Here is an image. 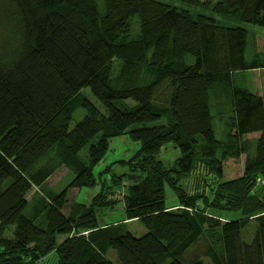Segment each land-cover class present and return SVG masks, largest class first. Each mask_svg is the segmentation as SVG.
Segmentation results:
<instances>
[{"label":"trees","instance_id":"1","mask_svg":"<svg viewBox=\"0 0 264 264\" xmlns=\"http://www.w3.org/2000/svg\"><path fill=\"white\" fill-rule=\"evenodd\" d=\"M177 1L199 11L156 0H0V264L51 255L55 264H264V97L243 76L264 61L246 58L238 26L264 29V0ZM77 108L85 115L69 130ZM215 117L226 118L221 139ZM122 136L138 145L118 160L129 172L95 179L108 141ZM167 143L179 152L171 168L155 159ZM53 149L74 174L59 193L45 187L56 168H35ZM241 157L240 176L224 180V162ZM192 179L201 188L188 194L180 183ZM93 188L89 204L64 213L68 189ZM32 190L42 197L28 200ZM117 206L146 233L97 224L96 209ZM207 208L237 212L238 228L209 242L205 227L219 223Z\"/></svg>","mask_w":264,"mask_h":264},{"label":"rangeland","instance_id":"2","mask_svg":"<svg viewBox=\"0 0 264 264\" xmlns=\"http://www.w3.org/2000/svg\"><path fill=\"white\" fill-rule=\"evenodd\" d=\"M159 2H163L172 6L181 7L191 13H197L199 9L195 7H190L187 5H180V2L177 0H156ZM209 2H215L216 0H206ZM237 26V25H233ZM239 27L245 29L247 31L248 37H247V43H246V58L249 59L252 56L260 55L262 57V60L264 61V29L248 25V24H240ZM244 81H245V87L260 96L264 97V69H257L253 71H247L243 74ZM82 95L87 99L93 106H95L98 109L100 108V104L95 100V98L91 95L89 89L82 90ZM85 113L82 108H77L75 112L72 115V118L68 124L69 130H71L78 122H80ZM215 136L217 139H221V137L224 135V132L227 130V122L226 118H214L213 123ZM259 137L258 134H251L247 136V139H256ZM92 143L85 146L80 153L78 154L77 158L78 160L83 163L87 164V157H88V149L89 146ZM138 148V145L136 143L130 142L126 137H119L114 138L108 141L107 144V150L103 157V159L93 168V174L95 179L98 180L99 173L102 171H107L106 174L110 175L112 172L115 175H121L122 173L127 174L129 170L127 168H123V166L118 162V160H128L131 156H133ZM179 157L178 150L171 144L167 143L160 149V153L155 156V159L157 161H160L162 165L165 168H171L173 166L174 161ZM60 162L59 154L57 149H53L50 151L40 162L36 165L35 168H38L40 166L46 167V168H56L55 172L48 178V180L45 183V187L47 190H50L54 193H59L62 190L66 189L71 180L74 178V174L71 170L65 168L64 166H58ZM242 163H243V157L239 158L238 160H227L224 162V170H223V179L229 180L233 178H237L240 176L242 171ZM102 172V173H103ZM105 175V185L110 187L113 186L112 183L109 181V177ZM127 181H124V185L126 186ZM180 184L186 189L188 194H192L197 189L201 188L200 182L195 183V181L192 179L190 182L182 181ZM126 188L123 186L115 187L113 190L114 197L117 196V198H121L125 192ZM98 190L96 188L93 189H68L67 190V198H66V208L64 210V213L66 214L68 210L74 205V203L79 204H89V201L91 198L96 195ZM206 194L210 196V188L206 189ZM165 195V205L167 207H172L173 209L178 208L176 197L174 193L166 187L164 190ZM39 197H42V193L38 190H32L28 194V200H35ZM108 197L110 195L108 194ZM113 198V197H112ZM201 209V207H200ZM208 210L206 213L213 214L215 222H218L219 225L217 229L213 228L214 226H206L205 227V237L207 236L209 242H211V238H213V232L218 231H228V230H234L237 229L240 222V215L232 210H218L214 212L212 209L207 208ZM96 219L97 224L99 226L102 225H118L121 228H126L128 232L135 235V237H141L146 233L145 228L138 222V221H127L122 216V210L120 209V206H117L116 209L110 210V209H96ZM214 222V225H215ZM212 225V224H211ZM13 228L7 227L4 229L1 233L4 237L10 236V232ZM248 237L245 238V235L243 237L246 242L250 241L253 230L249 229L248 231ZM245 232V234H247ZM249 232L250 236H249ZM207 234V235H206ZM204 237V238H205ZM62 237L58 238V242L62 241ZM203 243L199 246L196 245L195 247H192L190 252L192 253L195 250H200L199 247H202ZM114 258V255L111 254ZM115 259V258H114ZM204 259V258H203ZM204 263H207V260H203ZM40 264H55V257L52 255L50 257H47L46 259H43V261Z\"/></svg>","mask_w":264,"mask_h":264}]
</instances>
